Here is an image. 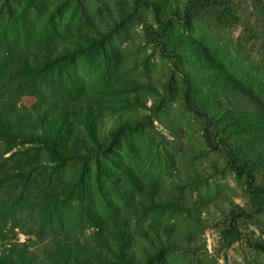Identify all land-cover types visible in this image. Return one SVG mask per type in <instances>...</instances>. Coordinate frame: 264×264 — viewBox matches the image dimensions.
Returning a JSON list of instances; mask_svg holds the SVG:
<instances>
[{
	"label": "rangeland",
	"instance_id": "rangeland-1",
	"mask_svg": "<svg viewBox=\"0 0 264 264\" xmlns=\"http://www.w3.org/2000/svg\"><path fill=\"white\" fill-rule=\"evenodd\" d=\"M160 5L0 0V71L24 53L33 62L56 56L44 74L12 84L0 72V98L33 118L51 99L128 120L105 150L65 161L31 145L5 151L0 140L5 239L42 256L65 233L90 249L91 264H264L254 245H264V168L233 169L219 138L245 158L259 151L264 0ZM188 87L210 119L190 109ZM119 218L129 224L130 259L95 237L101 227L112 234Z\"/></svg>",
	"mask_w": 264,
	"mask_h": 264
},
{
	"label": "trees",
	"instance_id": "trees-1",
	"mask_svg": "<svg viewBox=\"0 0 264 264\" xmlns=\"http://www.w3.org/2000/svg\"><path fill=\"white\" fill-rule=\"evenodd\" d=\"M162 1L145 0L146 4L152 5L157 12ZM32 58L31 55L24 53L16 62L12 61L14 67L8 72H0L6 75V79L12 84L17 77L25 75L36 77L44 74L50 70L51 64L56 60L55 55H44L34 62ZM188 88L185 100L190 109L210 119L213 116L210 109L200 108L193 102L190 103V87ZM40 107L41 111L35 118L28 117L18 111L13 100L0 98V140L5 145L3 150H12L17 145H31L30 147L45 149L64 161L68 158H80L84 153L92 155L101 147L103 150L108 148L111 140L120 136V126L128 121L122 114H112L105 121L87 101L71 107L65 103L45 99ZM107 122H110L108 126H106ZM260 126L262 130L259 138L256 136L253 139L259 146L257 154H253L255 158H245L240 155L238 149L224 139L227 138L226 136H219L222 148H226L228 163L233 169H245L251 172L255 166L264 168V121ZM74 128H80L83 135L73 137L63 135L64 131H72ZM109 136H112V139H109ZM4 235V231L0 229V264H53L55 261L60 264H91L90 249L80 239L65 233H55L51 237L48 250L44 251L42 256L25 242L12 240L11 237H7L11 239H5ZM95 237L99 244L107 249H118L124 258H133L134 250L129 224L123 218L115 220L112 234L108 233L107 227H101L95 233ZM254 245L264 251V245L258 242Z\"/></svg>",
	"mask_w": 264,
	"mask_h": 264
}]
</instances>
